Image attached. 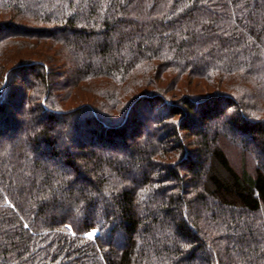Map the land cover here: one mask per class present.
Here are the masks:
<instances>
[{"label":"trees","instance_id":"16d2710c","mask_svg":"<svg viewBox=\"0 0 264 264\" xmlns=\"http://www.w3.org/2000/svg\"><path fill=\"white\" fill-rule=\"evenodd\" d=\"M0 88V264H264V0H0Z\"/></svg>","mask_w":264,"mask_h":264},{"label":"rangeland","instance_id":"374dc122","mask_svg":"<svg viewBox=\"0 0 264 264\" xmlns=\"http://www.w3.org/2000/svg\"><path fill=\"white\" fill-rule=\"evenodd\" d=\"M57 60H58V58H57ZM60 65V64H59ZM55 66H57V65H55ZM57 69L59 70L56 74H57V76H52V78L54 79V81H53V83L55 84V81H58V82H61V80H64V78H65V74H66V70H67V68H66V66L64 65V67L63 66H57ZM11 84V88H18V87H20V86H22V83H23V81H22V79L21 78H16L15 80H11V82H10ZM61 84V85H60ZM58 86V85H57ZM59 86L62 88V83H59ZM1 89V88H0ZM66 89V88H65ZM31 111V114H35V112H34V109H31L30 110ZM150 124V123H149ZM208 127H209V124L207 125ZM210 128V127H209ZM58 129L61 131V132H63V134L62 135H65L64 134V132H66V130H65V128L63 127V125L62 124H59V126H58ZM63 138H64V136H62ZM223 139V141L221 140V144H223L224 145V147L226 148V151H228V153H229V157H230V159L235 163V165H237V164H239L240 163V161L241 160H243V158H245L246 159V163H247V165L248 166H252L253 164H254V157L252 156V154L249 152H247V153H245V152H243L242 153V151H241V149L239 148V145H238V143L237 142H235V141H231V138H225V137H222ZM65 139V138H64ZM65 144H67V145H69V147L71 146V148H74L73 147V145L72 144H70V141L68 140V141H66V139H65ZM249 148L250 149H252L253 150V148H255L252 144L249 146ZM248 148V149H249ZM262 160H260V162H261ZM95 231V232H94ZM97 231L96 230H93V231H91V233L94 235L95 233H96ZM92 235V236H93Z\"/></svg>","mask_w":264,"mask_h":264},{"label":"snow or ice","instance_id":"6c2138e0","mask_svg":"<svg viewBox=\"0 0 264 264\" xmlns=\"http://www.w3.org/2000/svg\"><path fill=\"white\" fill-rule=\"evenodd\" d=\"M88 235H89V236H92L93 234L90 232V233H88Z\"/></svg>","mask_w":264,"mask_h":264},{"label":"water","instance_id":"95a60500","mask_svg":"<svg viewBox=\"0 0 264 264\" xmlns=\"http://www.w3.org/2000/svg\"><path fill=\"white\" fill-rule=\"evenodd\" d=\"M0 91H1V89H0Z\"/></svg>","mask_w":264,"mask_h":264},{"label":"bare ground","instance_id":"6f19581e","mask_svg":"<svg viewBox=\"0 0 264 264\" xmlns=\"http://www.w3.org/2000/svg\"><path fill=\"white\" fill-rule=\"evenodd\" d=\"M95 232V231H94Z\"/></svg>","mask_w":264,"mask_h":264}]
</instances>
